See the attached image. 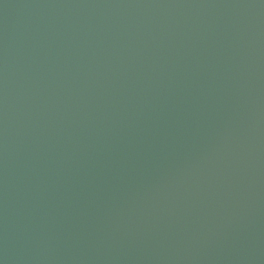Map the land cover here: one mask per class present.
Here are the masks:
<instances>
[{"label":"water","instance_id":"1","mask_svg":"<svg viewBox=\"0 0 264 264\" xmlns=\"http://www.w3.org/2000/svg\"><path fill=\"white\" fill-rule=\"evenodd\" d=\"M0 264H264V0H0Z\"/></svg>","mask_w":264,"mask_h":264}]
</instances>
